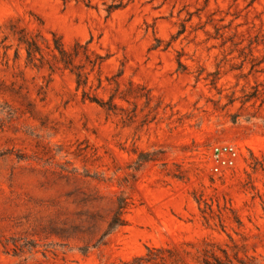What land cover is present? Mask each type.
Returning a JSON list of instances; mask_svg holds the SVG:
<instances>
[{"label": "rangeland", "instance_id": "374dc122", "mask_svg": "<svg viewBox=\"0 0 264 264\" xmlns=\"http://www.w3.org/2000/svg\"><path fill=\"white\" fill-rule=\"evenodd\" d=\"M0 264H264V0H0Z\"/></svg>", "mask_w": 264, "mask_h": 264}, {"label": "built area", "instance_id": "2783aa9c", "mask_svg": "<svg viewBox=\"0 0 264 264\" xmlns=\"http://www.w3.org/2000/svg\"><path fill=\"white\" fill-rule=\"evenodd\" d=\"M210 157V169L215 173H221L236 163L238 151L232 144H216L210 150Z\"/></svg>", "mask_w": 264, "mask_h": 264}, {"label": "trees", "instance_id": "16d2710c", "mask_svg": "<svg viewBox=\"0 0 264 264\" xmlns=\"http://www.w3.org/2000/svg\"><path fill=\"white\" fill-rule=\"evenodd\" d=\"M96 103H98L99 105H102V103L100 101H98L97 99L94 100ZM118 210H120L121 208V205H118ZM118 214V213H117ZM118 217H114L112 218V220L109 222V225H108V229H111L113 226H115L116 224H119L120 221L118 222L119 219H117Z\"/></svg>", "mask_w": 264, "mask_h": 264}]
</instances>
